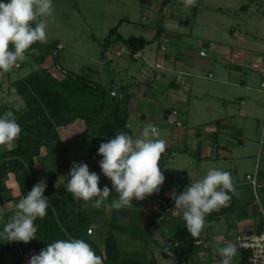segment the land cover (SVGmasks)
<instances>
[{"label": "crops", "instance_id": "crops-1", "mask_svg": "<svg viewBox=\"0 0 264 264\" xmlns=\"http://www.w3.org/2000/svg\"><path fill=\"white\" fill-rule=\"evenodd\" d=\"M143 7L155 12L147 30L150 36L144 38H162L169 48L159 44L153 49L151 41L130 55L126 45V49L112 45L113 50L109 52L108 47L105 55L107 61H115L120 67L119 74L131 73L126 64L121 63L123 53L149 65L150 70L136 67V78L132 73V78L126 80L118 75L121 76L120 87L113 84L109 89H118L119 98L127 97L126 125L134 139L141 136L147 122L154 124L160 120L164 124L167 116L176 118L180 113L185 120L186 124L177 119L175 130L166 132L172 133L173 138H164L166 152L160 160V168L165 182L160 191L143 201L133 200V208L107 207L113 199H118V194L99 166L102 157L98 149L106 142H98L95 151L90 153L88 145L85 148L79 140L83 127L78 120L57 127L59 141L45 145L35 158L38 178L45 181L54 173L57 156L61 153L73 162L86 163L90 172L100 176L99 187L108 186L112 192L100 208L92 207L91 202L75 200L70 193L72 199L64 211L86 219L87 228L93 231L88 238L103 255L105 241L110 237L115 246L114 249L110 245V253L117 252V257L107 264H179L175 244L170 239L186 226L182 212L172 211L175 207L172 194H181L191 183L202 179L210 168L230 172L237 194L229 193L230 205L206 216L205 230L196 240L200 245L181 244L182 263L220 264L222 258L219 254L214 258V252L227 242H233L237 252L232 264H248V252L238 247L236 239L256 231L259 225L252 191L245 179L246 174L252 172L248 171L246 163L254 151L249 148L251 141L244 135V129L245 123H251L264 107L263 100H256L264 56V0H196L195 6L187 12L189 7H185L183 0H166L165 3L164 0H143ZM42 65L39 67H49L53 76L62 77L53 69L51 56L48 55ZM21 78L0 73L4 103L14 102L8 99L16 94L11 83ZM207 126H212L211 132L200 130ZM3 152L5 150L0 149V154ZM70 168L56 179L53 197L60 199L67 195ZM242 173L244 179L239 176ZM259 182L264 186V177ZM3 187L0 207H5V213L0 219V232L23 198L13 174L4 180ZM0 245L12 247L0 255V264H29L31 257L40 253L26 248L22 242H6L3 237H0ZM165 248H169L170 253L165 252Z\"/></svg>", "mask_w": 264, "mask_h": 264}, {"label": "clouds", "instance_id": "clouds-1", "mask_svg": "<svg viewBox=\"0 0 264 264\" xmlns=\"http://www.w3.org/2000/svg\"><path fill=\"white\" fill-rule=\"evenodd\" d=\"M185 7H194L196 0H183ZM53 0H7L0 2V73H9L22 63L28 54L35 53L32 46L47 43V20L54 19ZM129 127V125H125ZM21 126L13 111L0 116V149L13 150L21 136ZM166 152V141L160 138V129L147 124L140 137L133 138L126 132L117 131L115 138L101 143L98 155L104 177L111 181L118 194L107 207L120 210L133 208L132 201H143L158 193L165 182L160 160ZM67 193L75 200L91 202L92 207L105 205L111 192L108 186L99 187L100 176L90 172L86 163L73 162L69 170ZM46 181H39L16 204L15 214L4 224L0 237L9 242L25 244L36 239L37 218L43 219L50 206L45 197ZM236 190L231 173L210 168L206 175L191 183L181 194H172L173 213L182 212L186 230L193 239L199 238L206 227V216L230 205ZM5 207H0L3 219ZM237 252L236 244L227 242L217 248L222 258L220 264H232ZM29 264H104L92 247L82 239L56 240L33 255Z\"/></svg>", "mask_w": 264, "mask_h": 264}, {"label": "trees", "instance_id": "trees-1", "mask_svg": "<svg viewBox=\"0 0 264 264\" xmlns=\"http://www.w3.org/2000/svg\"><path fill=\"white\" fill-rule=\"evenodd\" d=\"M117 29L118 26L110 29L103 39V56L113 41L121 40L127 46L130 55L136 54L151 42L142 36L131 35L123 38L117 33ZM58 45L59 42L34 44L32 46L34 49L42 48L44 51H39V54L31 59L32 64L42 65L49 52L52 49H58ZM61 74L62 77L57 78L48 68L38 67L23 78L11 83V87L22 98L25 107L16 110L14 107L0 105V116L7 111H13L22 129L16 147L0 154V192L4 190L3 183L9 174L15 176L23 198L40 181L34 168L35 158L40 155L45 145L59 141L56 131L59 126H65L74 120H78L83 127L80 134L88 137L86 141L90 153L95 151L94 146L98 142H107L115 138L117 131L126 132L131 136L129 129L125 127L128 116L125 105L128 100L127 97L115 98L108 94L111 104L110 115L116 130L115 133H107L102 130L95 134L91 128L106 107L105 96L107 92L85 76L62 70ZM72 164L73 161L67 159L64 153L58 154L56 169L45 180L44 195L49 199L50 204L47 215L43 219L37 218L34 222L37 227L36 239L27 244L22 243L26 248L41 251L56 240L82 239L92 247L98 256H103L104 264H107L117 257V252L110 253V245L115 249L110 237L105 241L106 253L103 255L97 245L88 238L86 219L65 214L64 207L72 199L70 193L60 199L52 196L56 179ZM262 177H264V170L258 171V180ZM262 187L259 197L264 210V186ZM259 229L260 224L257 230ZM170 240L174 242V253L179 258V264H182L181 244L194 243L197 239H193L186 228H182ZM10 248L12 247L8 245H0V255Z\"/></svg>", "mask_w": 264, "mask_h": 264}, {"label": "rangeland", "instance_id": "rangeland-1", "mask_svg": "<svg viewBox=\"0 0 264 264\" xmlns=\"http://www.w3.org/2000/svg\"><path fill=\"white\" fill-rule=\"evenodd\" d=\"M0 2H7V0H0ZM165 2L166 0H164V3ZM53 6L55 9V18H48L47 20L46 44L59 42V45L62 47V49H52L48 54L52 58L54 65L53 69L58 73H61L62 70L85 76L107 92L105 96L106 107L93 123L91 130L95 134L100 133L102 130H105L107 133H115L116 126L110 115L111 104L108 99V94L113 97L115 96V98L119 96L112 95L113 90L111 89L109 91V89L113 84H117V86L120 87L121 76H124L126 80L127 77L132 78V73L134 75L133 78H136V67L144 66V69H149V65L147 62L145 63L144 60L136 62L132 60L129 55L123 53V57L120 59L121 63H125L127 69H129L131 73L129 72L126 74L123 72L124 74L120 73L121 76L119 77V72H121L120 67L115 64V61H107V56L105 54L104 56L102 55V42L109 30L117 27L119 24L120 27L118 26L117 33L123 38H127L131 35H142L145 38L149 37L150 33L147 30L149 28V22L151 18L153 19L155 12L145 9L143 7V0H53ZM191 10V7L186 8V12ZM149 40L154 42L153 49H156L159 44L167 49L169 48V44L163 41L162 38L158 40V37H156L155 39L152 38ZM112 45H117L120 48L122 47V49L123 47L126 49L125 44L121 40H117L109 44V52L113 50L112 47L114 46ZM40 50L42 51L44 49ZM37 54H39V50H36L35 53H30L28 56L31 59ZM27 57L22 63H19L20 65L16 67L17 69L13 68V70L9 72L13 78H21L23 75L40 66L37 64L32 65V62L29 61ZM120 96L122 97L123 95L121 94ZM256 97L257 101H264V89L261 88L260 84H258ZM8 99L14 102L8 103L6 100L7 102L4 103V100L1 99L0 92V105L9 107L14 106L15 108L20 106L22 109L25 107L21 97L16 94L11 95ZM192 102L193 100L191 104ZM259 112L260 113L252 119L251 123H245L246 127L244 129V135L251 141V146H249V148L252 152L254 151L253 153L255 156L253 158L252 153L250 154L252 158L249 157L247 159L246 164L250 172L254 171L256 165H258L260 172L264 170V155L258 159L257 145L264 131V107L260 108ZM177 119L183 120V123H185L181 113L176 118L170 115L167 116L164 124L161 123L160 120L154 123V125L160 129V138H167L169 140L173 138L172 133L166 134V132L167 130L169 132L175 130L174 124ZM146 124H149V122ZM211 127L212 126H207L204 129L200 128V130L202 132H211ZM87 138L86 135H82L79 139L82 141L81 143L85 145V148L88 145L86 142ZM256 141L257 144H255ZM252 142L255 145L252 144ZM256 145L257 147L254 149ZM239 176L244 179L245 175L242 173V175ZM255 214L258 215V213ZM5 241L9 242L7 240Z\"/></svg>", "mask_w": 264, "mask_h": 264}, {"label": "built area", "instance_id": "built-area-1", "mask_svg": "<svg viewBox=\"0 0 264 264\" xmlns=\"http://www.w3.org/2000/svg\"><path fill=\"white\" fill-rule=\"evenodd\" d=\"M58 49H62L61 45L57 46ZM19 66V65H18ZM16 66V67H18ZM261 88L264 89V56L261 59ZM175 114V112H174ZM180 126V123H176ZM264 155V131L262 132L261 138L258 142V159ZM258 165L252 173L246 174L245 179L250 185L252 195L255 201L260 229L253 231L250 234L239 236L236 239L237 245L240 249L248 252V264H264V210L260 201L259 192L262 188L261 183L258 180ZM93 231L91 228L87 230V235H92ZM195 245H200V241H195ZM165 252L170 253L169 248H165ZM185 264V263H182Z\"/></svg>", "mask_w": 264, "mask_h": 264}, {"label": "water", "instance_id": "water-1", "mask_svg": "<svg viewBox=\"0 0 264 264\" xmlns=\"http://www.w3.org/2000/svg\"><path fill=\"white\" fill-rule=\"evenodd\" d=\"M114 92H115V93H114ZM113 94H116V95H117L118 93H117V91H115V90L113 89Z\"/></svg>", "mask_w": 264, "mask_h": 264}]
</instances>
